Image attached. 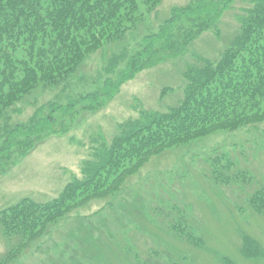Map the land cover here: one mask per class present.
Listing matches in <instances>:
<instances>
[{"label":"trees","instance_id":"1","mask_svg":"<svg viewBox=\"0 0 264 264\" xmlns=\"http://www.w3.org/2000/svg\"><path fill=\"white\" fill-rule=\"evenodd\" d=\"M239 1H246V6L240 8L234 35L216 57L201 52L190 55L182 72V96L174 104L164 111L142 109L136 117L120 122L109 141L92 147L83 162L82 177L68 182L57 197L48 202L24 198L0 211V231L13 241L0 264L15 262L31 243L73 211L116 196L152 158L217 132L264 123V0H192L174 7L158 31L146 34L129 58L125 53L112 54L106 73L113 76L100 89L66 104L49 102V112L37 109L28 124L6 122L0 127V174L27 156L42 137L67 131L65 117L75 116L79 107L89 113L105 106L143 71L168 61L180 62L209 31L221 39L222 18ZM162 2L0 0V120L7 119L17 103L27 101L40 87H68L82 75L90 53L125 41L136 29L143 16L140 6L156 10ZM172 91L165 86L161 94L165 97ZM225 157L216 152L209 158L210 180L215 185L253 183L249 170L238 166L230 155L223 162ZM247 205L264 216V178L248 195ZM128 213L134 215L131 210ZM174 228L182 237L181 229ZM182 238L197 247L204 242L190 235ZM241 245L243 258L264 259L258 238L243 233ZM219 264L238 263L224 256Z\"/></svg>","mask_w":264,"mask_h":264},{"label":"rangeland","instance_id":"2","mask_svg":"<svg viewBox=\"0 0 264 264\" xmlns=\"http://www.w3.org/2000/svg\"><path fill=\"white\" fill-rule=\"evenodd\" d=\"M191 1L163 0L156 10L140 6L142 20L125 41L90 53L82 75L68 87H40L27 101L17 103L8 118L0 120V127L6 122L28 124L37 109L49 112V102L66 104L100 89L113 76L106 73L112 54L125 53L129 58L142 46L146 34L158 31L174 7ZM243 6L246 1H239L224 14L221 39L209 31L180 62L168 61L143 71L96 111L84 113L79 107L75 116L65 117L67 131L42 137L27 156L0 174V211L24 198L48 202L57 197L68 182L82 177L83 162L92 147L109 141L120 122L136 117L142 109L164 111L174 104L182 96L184 63L195 52L216 57L239 27ZM165 86L173 91L164 97L161 90ZM216 152L230 155L238 166L249 170L253 183L215 185L210 180L209 158ZM262 178L264 123L175 146L134 173L113 198L93 201L54 224L12 264H219L224 256L238 264H263L264 259H245L239 251L243 233L258 238L264 246V216L247 205L248 195ZM175 226L182 237L203 238L202 246L180 237ZM12 242L0 231V257Z\"/></svg>","mask_w":264,"mask_h":264}]
</instances>
